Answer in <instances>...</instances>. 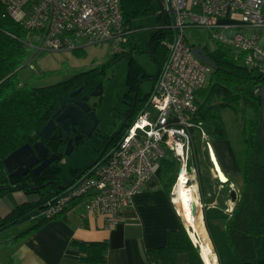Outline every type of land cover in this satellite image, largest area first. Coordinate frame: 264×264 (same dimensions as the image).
<instances>
[{
	"label": "trees",
	"instance_id": "obj_1",
	"mask_svg": "<svg viewBox=\"0 0 264 264\" xmlns=\"http://www.w3.org/2000/svg\"><path fill=\"white\" fill-rule=\"evenodd\" d=\"M121 5L124 20L131 28L137 20L157 15L160 9L157 0H121ZM4 12L5 8L0 0V172L4 175L0 182V197L15 191L40 196L37 202L26 203L15 208L0 225V232H2L1 228L9 224L16 225L28 221L31 223L26 232L5 243L7 247H13L23 236L25 239L35 234L49 222L61 216L60 214L54 218H46L41 213L48 202L54 201L64 192L61 186L68 185V182L60 180L62 159L41 175L30 172L27 176L14 178L7 173L4 160L23 145L33 144L41 139L40 133L56 112L57 107L70 103L72 93L81 89L82 94L91 95L103 81L107 70L122 58L126 57L130 60L131 54L126 51L111 54L105 62L90 70L75 72L68 80L50 86L33 87L30 81L22 78L21 74L31 63L32 50L23 43L25 34L22 28L11 18H4ZM159 17L162 25L169 23L168 18ZM173 37L174 33L166 30H157L152 35L151 48L154 59L165 63L168 58V49L162 42L172 40ZM135 47L137 48L138 44ZM204 49L215 63L216 69H212L206 87L197 92L198 112L195 121L203 123L206 130L209 125H214L216 140L232 143L239 175L242 178L236 205L227 215L223 225L228 247L233 254L232 260L226 261L222 257L205 205L206 226L215 244L220 264H264V120L262 101L256 92L264 85V77L240 64L243 54L231 46L213 41ZM75 52L80 57L86 56L85 50ZM45 76L39 75V78ZM134 90L133 87L130 92ZM148 100L147 95H144L142 99L138 98L135 116L144 108ZM225 110L231 111L235 121L242 124L236 143L231 140V131L223 120ZM75 136L72 132L71 137ZM196 138L201 137L195 134L193 145ZM110 139L111 137L97 130L91 137L85 136L75 150L88 145L91 146L94 155H99L106 150V156L120 140L118 137L110 142ZM45 143L54 153L64 157L67 141L64 137L60 138L59 133L54 132L52 139L46 140ZM207 152H209L208 149ZM193 159L200 172L196 151ZM191 162H189V169H192ZM88 166L74 170L72 180L76 179ZM179 166V161L169 150L149 188L164 189L171 195L173 186L177 182ZM210 166L212 167L211 161ZM231 184L233 182L229 179L227 192ZM199 185L202 203L206 204V190L203 188L202 177H199ZM225 209L224 207L223 212ZM73 245L78 247L83 263H107L109 243L73 242ZM182 252L189 254L191 264H204L199 249L194 246L184 225L170 234V243L167 247L151 250L149 255L155 263L176 264L177 255Z\"/></svg>",
	"mask_w": 264,
	"mask_h": 264
},
{
	"label": "built area",
	"instance_id": "obj_2",
	"mask_svg": "<svg viewBox=\"0 0 264 264\" xmlns=\"http://www.w3.org/2000/svg\"><path fill=\"white\" fill-rule=\"evenodd\" d=\"M1 1L3 17L11 18L25 34L23 43L32 50L30 62L45 52H75L106 43L111 44L113 54H120L136 33L124 20L121 0ZM159 1L163 7L157 15L168 18L169 23L157 29L172 31L174 37L162 42L168 58L151 97L123 131L109 152L115 150L111 157L93 174L73 184L67 195L48 202L42 216L54 218L75 200L85 199L88 214L104 216L108 228L114 230L122 211L132 205L133 196L149 189L169 150L179 161L181 173L185 169L189 175L195 134L212 156L209 134L203 123L195 121L196 95L208 84L212 68L194 54L195 46L186 37L188 29L208 30L213 41L241 52L242 65L264 77V46L257 37H228L226 32L232 25L224 22L231 18L244 26L264 27V0Z\"/></svg>",
	"mask_w": 264,
	"mask_h": 264
},
{
	"label": "crops",
	"instance_id": "obj_3",
	"mask_svg": "<svg viewBox=\"0 0 264 264\" xmlns=\"http://www.w3.org/2000/svg\"><path fill=\"white\" fill-rule=\"evenodd\" d=\"M224 22L232 25L226 32L228 37L232 38L236 34L257 37L264 46V27L244 26L240 21L231 18H227ZM211 143L228 181L222 182L218 178L210 153L207 152V158H210L212 163V179L226 189L230 177L239 175L232 143L218 141L216 138L214 143ZM231 186L232 184L229 191L234 189ZM227 191H225L227 197H231V193L228 194ZM39 199L40 196L26 194L22 191H15L0 197V225L15 208L26 203L37 202ZM205 201L206 204H202L204 208L205 205L207 206L206 211L210 212L208 214L210 225L213 226L212 219L222 216L224 208L211 206L214 202H219V197L213 193L210 196L206 193ZM220 202L221 205L225 204L223 200ZM85 203V199L75 200L60 217L49 222L35 234L25 239L23 236L13 247L4 245V237L15 238L23 234L31 223L21 222L16 225L12 224L13 226L5 228L6 230L3 229V233L0 232L2 233L0 234V264H86L81 261V253L73 242L109 243L110 250L106 264H161L151 259L149 251L167 247L170 243V234L179 230L183 225L186 227L174 201L173 193L169 195L164 189L149 188L147 191L134 195L132 205L122 211L120 224L114 230L108 228L104 216L89 215ZM193 244L198 248L194 242ZM176 264H191L189 254L179 253Z\"/></svg>",
	"mask_w": 264,
	"mask_h": 264
},
{
	"label": "rangeland",
	"instance_id": "obj_4",
	"mask_svg": "<svg viewBox=\"0 0 264 264\" xmlns=\"http://www.w3.org/2000/svg\"><path fill=\"white\" fill-rule=\"evenodd\" d=\"M161 23L162 22L159 15H151L144 19L137 20L132 26V28L136 30V33L130 37V42L124 47V50L131 54L130 60L126 57L122 58L112 67H110L103 76L102 83L104 86V94L101 98L97 97L92 99L94 102H101L96 114L102 121L98 129L102 134L112 136L122 126L123 112L128 108V105L131 101V95L129 92L133 89L137 81H143L141 84L143 95H147L149 98L151 97L157 83V81H154L153 78L158 76L160 68L164 62L160 63L150 55L149 41L151 40L152 35L158 30L157 28ZM186 37L192 46H209L213 42L209 31L200 28L188 29L186 31ZM164 41L166 40H163V42ZM137 44L138 47L134 48V46ZM85 51L86 56L84 57H80V55L74 51L45 52L38 56L35 60L31 61L30 65H28L27 68L21 73L22 78L24 80L30 81L33 87L50 86L72 78L75 72L87 71L96 67L97 65H100L106 61L109 55L113 54V48L110 43L89 46L85 49ZM239 63L242 64L241 61ZM211 74L212 72L208 77L209 80ZM39 75L46 76L39 78ZM223 120L231 131V140L236 143V137L242 128L241 122L235 121L234 115L229 110H225L223 112ZM207 129L209 140L214 143V125H209ZM195 151L196 157H198L200 164V172L198 170L199 168H196L194 159L192 160V158L195 156ZM94 158V154L88 145L82 146L79 150H75L70 156L64 155L60 161L62 168L60 180L65 183L69 182L74 176V170L86 168L93 162ZM190 161H192V169H189L190 177L191 180L197 184V191L200 201L202 202L199 177H202V180L204 181L203 188L206 190V193L209 196L213 193L219 197V204L214 202L211 206L215 205L226 208L222 216L214 217L212 219L214 224L212 229L223 259L226 261L232 260L233 254L228 247L227 236L223 225L224 220L226 222V217H228L227 215L229 212L233 211L238 197L236 199L232 196L227 197L225 191L228 190V188L225 189L221 187V185L217 184L216 181L212 179L211 166L208 162L210 160L207 158L206 146L202 138H196L194 145L191 146ZM179 167L180 173L181 166ZM3 178L4 175L2 172H0V182ZM230 179L233 182L231 187L234 188L239 195L240 187L242 185L241 175H233L230 177ZM177 184L178 177L177 182L172 189L174 201L177 197ZM228 193L230 194L231 191ZM33 195L39 196L38 194ZM212 200L213 199H211V201ZM222 200L225 202L223 205H221L220 202ZM175 203L177 204L176 201ZM178 208L181 214L180 207L178 206ZM208 214H210L209 210ZM209 237L211 236L209 235ZM12 238L13 237H4V245ZM190 238L192 239L191 236ZM210 239L213 243L214 250L216 251L215 244L212 238ZM218 264H220L219 257Z\"/></svg>",
	"mask_w": 264,
	"mask_h": 264
},
{
	"label": "water",
	"instance_id": "obj_5",
	"mask_svg": "<svg viewBox=\"0 0 264 264\" xmlns=\"http://www.w3.org/2000/svg\"><path fill=\"white\" fill-rule=\"evenodd\" d=\"M157 3L160 8H162L161 1L157 0ZM194 54L201 61L209 65L212 69H216L215 63L206 53L205 49L201 46H195ZM149 53L154 58V53L151 48V40L149 41ZM154 81L157 80V76L153 78ZM81 90H77L72 93V97H76ZM104 94L103 83H99L95 88L91 97H101ZM258 96L262 101V110H263V120H264V85L259 89ZM137 94L135 95V100ZM90 97L85 96L82 100L77 101L76 103L63 104L57 107L56 112L53 114L52 118L43 128L40 133V138L37 142L33 144H25L13 153H11L5 160V169L11 178L27 175L29 171L32 170V173L35 175H41L45 170H47L54 163L62 159L61 155L54 153L45 141L52 139V135L55 130L58 131L59 136L64 135V139L67 141V147L65 150V155L70 156L73 154L75 147L79 146L81 141L85 136L91 137L100 127V119L98 118L95 111H91L87 101ZM126 121L122 124L120 129L111 137L110 142L117 138L124 131L126 127ZM78 132L75 137H71V131ZM113 150L103 159L106 150H103L100 156L94 160L86 170L77 176L76 179L68 182V185L61 186L64 190L62 194L57 196L55 200H58L65 195H67L72 188L70 187L75 184L78 180L90 176L94 171L104 164L114 153ZM102 159V160H101ZM181 172V170H180ZM80 182V181H79ZM231 196L237 198V191L232 189ZM12 224L6 225L1 230L11 226Z\"/></svg>",
	"mask_w": 264,
	"mask_h": 264
},
{
	"label": "bare ground",
	"instance_id": "obj_6",
	"mask_svg": "<svg viewBox=\"0 0 264 264\" xmlns=\"http://www.w3.org/2000/svg\"><path fill=\"white\" fill-rule=\"evenodd\" d=\"M211 155L218 178L222 182H227L228 178L222 171L213 148ZM180 175L175 201L180 207L187 230L192 237V241L197 245L204 264H218V255L214 250L206 227L203 204L198 196L197 184L191 180L185 169Z\"/></svg>",
	"mask_w": 264,
	"mask_h": 264
},
{
	"label": "flooded vegetation",
	"instance_id": "obj_7",
	"mask_svg": "<svg viewBox=\"0 0 264 264\" xmlns=\"http://www.w3.org/2000/svg\"><path fill=\"white\" fill-rule=\"evenodd\" d=\"M143 82V81H142ZM142 82H141V80H139V81H137L136 82V84L134 85V91H131V92H129L130 93V95H131V101H130V103H129V105H128V108L126 109V110H124V112H123V120H122V124L124 123V121L125 120H127L126 121V127H125V129L127 128V126L128 125H130L131 123H132V121L135 119V113H136V106H137V100H138V98L139 99H142L143 98V93H142ZM100 83H102V82H100ZM79 90H81V89H79ZM137 94V98H136V100H135V95ZM85 96H88V97H90V99L87 101V103L89 104V107H90V110L91 111H95L96 113H97V110H98V108L100 107V102H94L92 99H94V98H97V97H91V95H89V94H82V92H80L76 97H72V99H71V102L70 103H76L77 101H80V100H82ZM102 97V96H101ZM101 97H99V98H101ZM69 104V103H68ZM101 120H100V124H101ZM124 129V130H125ZM54 132H57L58 133V131L57 130H55ZM72 132L73 133H75V135H77L78 134V132H75V131H71V134H72ZM122 134H123V132L121 133V135H119L118 137L119 138H121V136H122ZM113 136V135H112ZM112 136H109V137H112ZM62 137H64V135L62 136ZM62 137H60V138H62ZM118 137L117 138H115V139H118ZM110 143V142H109ZM90 148H91V146H90ZM100 156V154L99 155H94V160H96L98 157ZM105 157V154H104V156L102 157V159ZM101 159V160H102ZM93 160V161H94ZM30 172H32V170L31 171H29V173L28 174H30ZM27 174V175H28ZM27 175H22V176H27Z\"/></svg>",
	"mask_w": 264,
	"mask_h": 264
}]
</instances>
